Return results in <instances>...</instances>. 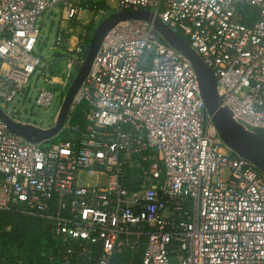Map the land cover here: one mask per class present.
<instances>
[{
	"label": "built area",
	"instance_id": "1",
	"mask_svg": "<svg viewBox=\"0 0 264 264\" xmlns=\"http://www.w3.org/2000/svg\"><path fill=\"white\" fill-rule=\"evenodd\" d=\"M113 2L0 0V110L31 91L61 105L98 23L148 11L202 59L232 119L264 129V0ZM50 10V49L74 74L35 55ZM0 210L42 219L59 264H264V173L223 144L190 62L143 20L105 36L54 138L30 143L0 119Z\"/></svg>",
	"mask_w": 264,
	"mask_h": 264
},
{
	"label": "water",
	"instance_id": "2",
	"mask_svg": "<svg viewBox=\"0 0 264 264\" xmlns=\"http://www.w3.org/2000/svg\"><path fill=\"white\" fill-rule=\"evenodd\" d=\"M127 20H143L151 23L161 38L190 62L197 77L205 109L219 138L231 152L248 160L264 173V129L254 128L241 122L236 123L232 119L231 112L219 105L216 80L209 68L181 37L173 33L163 25L158 17L148 11L116 12L96 26L86 51L84 63L75 68V76L63 97L52 127L42 129L33 125L21 124L0 110V119L8 126L9 130L14 135L33 144L54 138L63 126L73 99L87 76L103 39L117 24Z\"/></svg>",
	"mask_w": 264,
	"mask_h": 264
},
{
	"label": "trees",
	"instance_id": "3",
	"mask_svg": "<svg viewBox=\"0 0 264 264\" xmlns=\"http://www.w3.org/2000/svg\"><path fill=\"white\" fill-rule=\"evenodd\" d=\"M50 247L49 231L42 219L21 211L0 210V264H59L46 259Z\"/></svg>",
	"mask_w": 264,
	"mask_h": 264
},
{
	"label": "rangeland",
	"instance_id": "4",
	"mask_svg": "<svg viewBox=\"0 0 264 264\" xmlns=\"http://www.w3.org/2000/svg\"><path fill=\"white\" fill-rule=\"evenodd\" d=\"M111 6H114L113 0H108ZM89 18H84L81 23H88ZM60 22V11L50 10L39 16L37 28L39 30L38 44L36 45L35 55L43 58L46 62H51L57 55L70 58L71 55L63 49H50L52 42L55 39L57 29ZM99 24V23H98ZM74 43V42H73ZM73 43L69 47L72 49ZM54 68L60 77L64 76V71L58 64ZM74 74V70H72ZM35 92H30L27 97H17L12 102L7 104L6 114L15 119L32 123L33 125L46 129L54 124L60 105L61 96L56 92L55 98L49 108L37 107L34 104ZM34 257L36 258L35 254Z\"/></svg>",
	"mask_w": 264,
	"mask_h": 264
},
{
	"label": "crops",
	"instance_id": "5",
	"mask_svg": "<svg viewBox=\"0 0 264 264\" xmlns=\"http://www.w3.org/2000/svg\"><path fill=\"white\" fill-rule=\"evenodd\" d=\"M88 16L87 15H83L82 17H81V19H82V21H83V19L84 18H87ZM62 26L63 27H65L66 26V23H62ZM76 32H78V31H76ZM73 41V40H72ZM72 41H70V43L68 44V48L71 46V42ZM66 52V51H65ZM68 53V52H67ZM69 54V53H68ZM68 60H69V58H66V57H63V55H57L55 58H54V62H55V64H58L59 65V67L61 68V69H63V71H64V75H68L69 73H72V67H71V65L69 64V62H68Z\"/></svg>",
	"mask_w": 264,
	"mask_h": 264
}]
</instances>
